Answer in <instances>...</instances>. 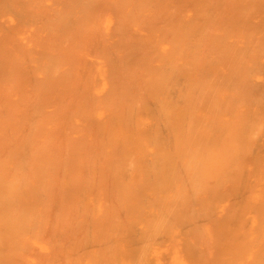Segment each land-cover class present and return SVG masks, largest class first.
Returning <instances> with one entry per match:
<instances>
[{
	"label": "bare ground",
	"instance_id": "obj_1",
	"mask_svg": "<svg viewBox=\"0 0 264 264\" xmlns=\"http://www.w3.org/2000/svg\"><path fill=\"white\" fill-rule=\"evenodd\" d=\"M0 264H264V0H0Z\"/></svg>",
	"mask_w": 264,
	"mask_h": 264
}]
</instances>
